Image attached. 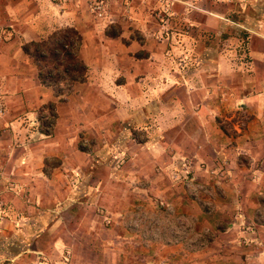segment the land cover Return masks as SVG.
<instances>
[{
	"label": "rangeland",
	"instance_id": "1",
	"mask_svg": "<svg viewBox=\"0 0 264 264\" xmlns=\"http://www.w3.org/2000/svg\"><path fill=\"white\" fill-rule=\"evenodd\" d=\"M50 1L57 11L71 8L77 17L70 18V22L79 26L81 32L88 29L83 32L86 47L91 52L97 49L100 54L101 80L109 92L124 82L119 75L120 67L127 68L128 72L137 70L138 77H142L150 71L151 66L145 59L151 53L152 60L163 65L150 72L161 92L152 101L155 113L148 119L145 118L147 108L142 106L138 115L136 112L131 115L133 120L115 122L112 131L91 125L97 121L93 114L89 120L82 117L89 124L79 121L81 126L89 125V128L75 133V140L83 152L91 154V162L82 168V178L73 186L75 199L93 203L98 198L96 194H102L96 210L76 211L69 218L97 222L107 215L116 232L110 235V247L105 248L90 236V230L73 226L75 238L64 251L62 260L67 264H264V226L257 222H264V163L257 164L256 160L253 169H249L250 157L237 135L239 131L234 128L238 124L245 126L251 118L247 104L242 99L231 100V94L222 92L219 101L224 105L223 110L214 118L217 117L219 129L223 127L226 134L213 129L198 132L191 124L188 125L190 132L181 131L178 123L172 124L175 127L171 132L161 129L164 123L169 124L163 110L172 108L181 118L185 114L177 111L175 105L187 103L186 117L190 118L194 116L192 110L200 105L201 99H193L183 86H166L171 81L181 83L179 79L184 75H195L198 50L203 54L212 42L214 50L206 52L207 56L224 51L233 61L244 57L246 30L239 12L241 1ZM210 10L223 13L224 17L209 20ZM78 12L85 16L80 18ZM50 20L56 21L54 14ZM203 25L208 28L203 29ZM206 29L222 33L212 37L213 33L201 32ZM138 83L141 96L145 81ZM1 91L3 84L0 83V104L6 110ZM95 101V106L106 108L104 114L119 103L107 98L90 99L88 105L95 110ZM178 116L173 118L177 120ZM52 122V117L45 118L42 124L53 129ZM208 134L211 142L202 143ZM162 136L167 143L166 155L157 156V152L147 148ZM197 144L201 146L197 148ZM259 149L262 155L264 148ZM259 149L253 148V151ZM52 164L55 166L56 162ZM43 195L49 199L53 196L45 189ZM112 208L118 210L116 215L109 212ZM257 212L259 219H256ZM103 233L100 229L102 238ZM117 233L126 237L117 238ZM45 263L52 264V261Z\"/></svg>",
	"mask_w": 264,
	"mask_h": 264
},
{
	"label": "crops",
	"instance_id": "2",
	"mask_svg": "<svg viewBox=\"0 0 264 264\" xmlns=\"http://www.w3.org/2000/svg\"><path fill=\"white\" fill-rule=\"evenodd\" d=\"M240 1L241 24L246 30L243 33L246 37L244 57L233 61L224 51L207 56L206 52L214 50L212 42L207 45L203 54L198 50L195 75H184L179 79L181 83L177 82L178 80L171 81L166 86H183L193 99H201V107L199 105L197 110L193 109L194 116L190 118L186 117V113H189L187 103L175 105L177 111H183L185 114L181 118L172 108L163 110L169 124L164 123L161 129L171 132L175 127L172 124L178 123L184 132L192 131L189 124L196 126L198 132L210 129L219 132L221 129L218 119L214 118L223 110L224 105L219 100L222 92H225V95L231 94V100L242 99L241 101L247 104V111L251 116L247 117L245 126L238 124L234 128L236 132L239 131L237 135L242 139V143L244 142L245 153L250 157L249 169L252 170L256 160L257 164L264 163V151L262 155L259 152V147L264 148V0ZM56 8L50 0H0V83L3 84L1 98L8 108L3 119H0V264H46L48 260L52 261V264H67L62 260L63 253L74 241L75 235L71 230L75 225L80 229L87 228L90 230V236L98 239L105 248L110 247L109 238L115 234L116 226L111 224L109 216H103L104 221L102 219L97 222L77 218L75 221L69 218L76 211L96 210L102 194H96L98 200L94 199L93 203L75 199L73 186L82 178V168L89 166L91 162V154L79 148L75 133L89 128V125L81 126L79 121H83V116L89 120L92 114L97 121L91 125L107 131H112L113 124L117 121L133 120L131 115L135 112L138 115L142 106L147 108L145 118L148 119L155 113L153 110L156 106L152 101L160 96L161 92L150 72L163 65L152 60L153 53L145 59L151 66L150 71L138 77L137 70L128 72L127 68L120 67L119 75L124 82L109 92L101 80L103 72L98 59L100 54L97 49L91 52L90 48L86 47V35L83 32L88 29L81 32L79 26L75 27L76 24L70 22V18L77 17V13L75 15L70 11L71 8L59 11ZM52 14L55 15L56 21L50 20ZM209 14V20L224 17L223 13L217 11L210 10ZM79 15L80 18L85 16L83 13ZM208 19L206 21H209ZM67 27L75 28L83 38L80 57L88 66L89 73L86 82L76 84L70 94L57 97L51 88L40 83L37 69L23 52L22 46L26 42L39 41L51 32ZM202 28L208 27L203 25ZM206 30L208 31L201 32L213 33L211 36L222 33ZM142 80L145 85L141 87L143 94L140 96L138 82ZM109 87L111 88V85ZM104 98L119 102L115 103L114 110L108 114H104L106 108L103 106H95L96 101L93 105L97 110L88 105L90 99ZM50 104L56 106V116L52 131L46 135L42 133V121L51 118L49 110L45 109ZM176 116L177 120L173 118ZM74 119L79 120L74 122ZM105 119L109 120L103 125ZM212 119H215V122L212 123ZM74 124L79 125V128H75ZM208 136L201 142L210 141V135ZM196 141L198 142L195 139ZM178 144L176 145L180 146ZM165 145L167 143L162 136L151 142L147 149L157 152L158 156L165 154ZM200 146L197 144V148ZM256 147L259 149L257 152L253 151ZM55 162L56 165L51 166ZM113 177L116 178L115 175ZM88 188L90 190V187ZM44 189L46 193L53 194L51 199L43 195ZM109 212L116 215L118 210L112 208ZM63 216L66 217L64 221ZM100 229L105 231L104 238L99 234ZM116 236L126 237L125 234L119 233ZM41 245L46 247L43 249Z\"/></svg>",
	"mask_w": 264,
	"mask_h": 264
},
{
	"label": "trees",
	"instance_id": "3",
	"mask_svg": "<svg viewBox=\"0 0 264 264\" xmlns=\"http://www.w3.org/2000/svg\"><path fill=\"white\" fill-rule=\"evenodd\" d=\"M82 46L81 34L75 28L67 27L53 31L39 41L26 42L22 49L35 65L40 83L51 88L57 97H62L70 94L76 84L87 81L89 68L80 57ZM55 108L54 104L45 107L51 112L52 127L56 116ZM221 130L226 134L223 127ZM51 131L50 126L42 125L43 134L49 135ZM259 217L260 213L257 212L256 219ZM257 222L264 224L258 220Z\"/></svg>",
	"mask_w": 264,
	"mask_h": 264
},
{
	"label": "built area",
	"instance_id": "4",
	"mask_svg": "<svg viewBox=\"0 0 264 264\" xmlns=\"http://www.w3.org/2000/svg\"><path fill=\"white\" fill-rule=\"evenodd\" d=\"M4 112H5L4 107L2 104H0V115H4Z\"/></svg>",
	"mask_w": 264,
	"mask_h": 264
}]
</instances>
